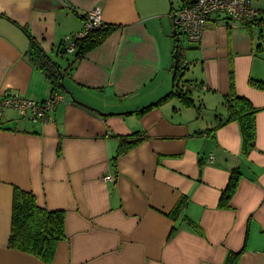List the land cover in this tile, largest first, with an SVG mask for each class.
Instances as JSON below:
<instances>
[{"label": "crops", "instance_id": "0c3cea01", "mask_svg": "<svg viewBox=\"0 0 264 264\" xmlns=\"http://www.w3.org/2000/svg\"><path fill=\"white\" fill-rule=\"evenodd\" d=\"M252 7L256 23L212 18L202 39L183 47L190 105L174 97L138 115L173 88L167 0H0V100L39 103L51 94L29 56L30 38L65 71L64 100L48 121L15 108L2 115L0 264H45L9 247L16 190L65 212L66 238L52 264H264V90L250 85L264 82V37L255 31L264 0ZM94 8L120 28L82 57L60 54ZM233 90L260 109L250 155L237 122L219 127ZM137 132L147 138L116 158L115 136ZM235 170L236 191L220 208ZM182 197V211L170 216ZM231 253L240 257L228 263Z\"/></svg>", "mask_w": 264, "mask_h": 264}, {"label": "trees", "instance_id": "16d2710c", "mask_svg": "<svg viewBox=\"0 0 264 264\" xmlns=\"http://www.w3.org/2000/svg\"><path fill=\"white\" fill-rule=\"evenodd\" d=\"M170 9L171 13L176 11L173 7ZM86 14L83 17L84 21L86 19ZM119 28V26L104 23L100 28L89 32L88 36L81 40H76V48L71 54L78 58L82 57L88 51L101 45ZM175 29L178 36H181L180 33H178L179 30H177L176 27ZM177 34H173V38L176 39V41L172 51L173 64L171 72L172 74L176 72V74L173 81L172 91L159 101L135 111L133 114L142 115L174 97L181 99L185 105L191 104V97L189 96L190 90L186 87L187 82H183L185 71L184 66L186 62L185 49L183 48L181 41H178ZM66 37L62 40L59 49V53L63 55L70 54L68 53L65 45ZM30 40L32 42V47L29 51V56L34 64L41 69L42 73L46 77V80L50 84L51 94L49 97L55 94H62L65 88V71H63L61 66H59L43 50L35 38H30ZM250 85L259 90H264V82L250 80ZM232 89H234V86H232ZM45 101L46 100L39 102L38 104H42ZM225 106L227 108L228 115L226 120L221 123L219 127L237 122L240 126L242 134V153L244 155H250L256 146V115L260 109L255 108L249 100L237 96L234 90L232 91V94L226 98ZM115 137L119 145L116 158L126 154L130 149H133L147 138L145 135L138 132L131 135ZM240 177V171L235 170L231 176L229 185L222 194L219 204L220 208H229V202L236 191ZM186 202V198L182 197L169 215L175 216L176 218L182 211ZM65 220L66 215L64 211H48L47 209H43L38 206L36 197L33 194L16 190L12 204V228L9 247L11 249L32 255L45 264H52L56 255L58 243L66 238ZM188 223L192 226L196 233L200 234L201 228L197 224L191 221ZM239 257V253L229 254L228 263L232 260L238 259Z\"/></svg>", "mask_w": 264, "mask_h": 264}, {"label": "built area", "instance_id": "2783aa9c", "mask_svg": "<svg viewBox=\"0 0 264 264\" xmlns=\"http://www.w3.org/2000/svg\"><path fill=\"white\" fill-rule=\"evenodd\" d=\"M257 17L258 12L252 7V0H188L181 9L171 13L173 25L179 30L178 33L191 42H199L202 39L212 18H227L235 22L254 24ZM103 24L101 8L87 12L84 30L65 39L68 53L74 52L76 40L83 39L89 32L100 28ZM63 100L61 94L47 98L42 104L19 95L6 96L0 100V118L5 109L15 108L22 116L31 112L35 121L46 122L51 112Z\"/></svg>", "mask_w": 264, "mask_h": 264}, {"label": "rangeland", "instance_id": "374dc122", "mask_svg": "<svg viewBox=\"0 0 264 264\" xmlns=\"http://www.w3.org/2000/svg\"><path fill=\"white\" fill-rule=\"evenodd\" d=\"M168 1V5H169V8H168V13H170V8L171 7H173V8H176V7H178V5H179V3L181 2V0H167ZM253 1V5H255V3L257 2V0H252ZM172 6H171V5ZM260 30H261V32H260ZM255 31L256 32H259V33H261V34H263V37H264V24H262V25H259L258 27H256V29H255ZM180 37V36H179ZM264 42V41H263ZM175 43V40H172V46H173V44ZM190 43V41H189V39L188 38H186L185 36H183L182 34H181V44L183 45V47L185 46V45H188ZM263 47H264V45H263ZM261 73H263L264 74V67L261 69ZM170 83H171V85H173V82H172V76L170 75ZM169 92H171V90L169 91ZM167 94V93H166ZM92 107V106H91ZM7 110V109H6Z\"/></svg>", "mask_w": 264, "mask_h": 264}, {"label": "water", "instance_id": "95a60500", "mask_svg": "<svg viewBox=\"0 0 264 264\" xmlns=\"http://www.w3.org/2000/svg\"><path fill=\"white\" fill-rule=\"evenodd\" d=\"M173 33H174V35L177 34V31H176L175 27H174V31H173ZM177 36H178V34H177ZM177 39H178V41H179V40H180V37L178 36ZM175 74H176V72H174V73H173V76H172V80H173V81H174V78H175ZM71 97H72V96H71ZM72 100H73L74 102H76V103H78V104H80V105H82V106H84V107L90 109V110L97 111V112H98L100 115H102V116L109 115V114L102 113V112L96 110L95 108H92V107H90V106H88V105H86V104H84V103H82V102L77 101L74 97H72ZM119 114H122V113H117V115H119ZM113 115H116V114H113Z\"/></svg>", "mask_w": 264, "mask_h": 264}]
</instances>
